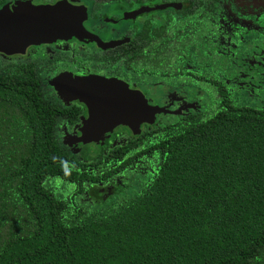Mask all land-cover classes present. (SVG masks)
Masks as SVG:
<instances>
[{
  "label": "trees",
  "instance_id": "trees-1",
  "mask_svg": "<svg viewBox=\"0 0 264 264\" xmlns=\"http://www.w3.org/2000/svg\"><path fill=\"white\" fill-rule=\"evenodd\" d=\"M69 1L87 6L89 22L112 1L166 4L124 27L120 45L85 50L74 61L107 77L139 79L140 88L198 89L204 105L82 146L68 138L83 112L54 96L46 83L52 64L4 61L0 264H264V105L244 97L259 78L250 81L231 64L255 45L226 28L238 6Z\"/></svg>",
  "mask_w": 264,
  "mask_h": 264
},
{
  "label": "water",
  "instance_id": "water-1",
  "mask_svg": "<svg viewBox=\"0 0 264 264\" xmlns=\"http://www.w3.org/2000/svg\"><path fill=\"white\" fill-rule=\"evenodd\" d=\"M167 5L141 7L131 14L162 10ZM85 7L58 0L53 4L31 5L28 1L13 2L0 8V55L20 54L29 45L92 38L83 26ZM103 49L117 46L119 42H99ZM50 84L64 103H80L85 110L81 125L73 131L74 141L81 145L97 144L107 133L119 125L137 131L142 123L151 125L154 115L163 110L146 103L138 90L129 89L123 82L87 75L76 77L61 74Z\"/></svg>",
  "mask_w": 264,
  "mask_h": 264
},
{
  "label": "flooded vegetation",
  "instance_id": "flooded-vegetation-1",
  "mask_svg": "<svg viewBox=\"0 0 264 264\" xmlns=\"http://www.w3.org/2000/svg\"><path fill=\"white\" fill-rule=\"evenodd\" d=\"M23 1H28L31 5H43V4H53L54 2H56L58 0H10V2L8 4H11L13 2H23ZM66 1H68L72 4L84 6L85 7V14H86V18H87V6L86 5H84L83 3L71 2L69 0H66ZM260 1L261 0H233L235 5L238 6V9H237L238 13H237V16H234L236 21L233 22L232 25L233 26L237 25L239 22L241 23L243 21V23H242L243 28L238 27L239 33H242V32L249 30L250 29V26H249L250 22L254 21V20H252V18H255V16H258L259 14H261L262 10L264 9V6H259ZM8 4H6V5H8ZM6 5H4V6H6ZM157 5L162 6V5H166V4H150V5L149 4H143V5L132 4L130 6L129 4L124 3L122 1H112L106 5V7H108V9L106 11H104V9L106 7L101 9V12L98 14V18H96V20H92L89 22L85 18V20L82 22V26H83L84 30L88 34H90L92 36V38H82V39L70 38L68 40H54L51 42L40 43L37 45H29V46L25 47L23 52L20 54L18 53V54H13L10 56L0 55V70L3 66L2 64L4 63V61L5 62H8V61H45V63H51L52 65L47 68L49 70L47 75H49V76L46 80V83L51 88V91L54 92L53 93L54 96L57 99H60L63 103H64V101L58 96V94L56 93V91L54 90L52 85L50 84V81L53 78H56L59 75L66 74V73L71 74V75L76 76V77L95 75V76L103 77L105 79H115L117 81L125 83L129 89L138 90L143 95L144 98L146 96L155 97L154 93H152V90L155 87L164 89L162 91V93L165 92V93L174 94V95L185 94L184 91H179L180 88L179 89L163 88V86L161 84H151V85L149 84L147 86H142V88H140L139 79L135 78V81L130 83V82H127V81H124L121 79L107 77V76H104V75L99 74V73L90 72V70H83V69H81V67H78L76 65V62L74 61V59L76 58V55L77 54H83L85 50H88V49L90 50V49H93L94 47H96L98 49H103V48L98 47L95 44V42H94L95 40L99 41V42H110V41L119 42L118 45H120L121 41H123V40H121L117 36V34H119L121 32V30H123L124 27L132 26L134 24H138L142 20L149 18L151 15H154V13L156 11H161V10L149 11L146 13L143 12L141 14L135 15L133 18L130 17L131 14H133V12L139 10L141 7L151 8V7H154ZM4 6H0V8H2ZM138 18H142L141 21L135 22ZM123 22H125V23H123ZM121 24H123L122 27H120L121 29L119 28V32L116 33V29L112 28V26L117 27V26H121ZM245 24H248V26H246ZM107 26H109L111 28L108 29V28H106ZM103 36H107V39L103 38ZM248 42H253L255 45H257L253 41V38L248 39ZM55 51L57 54H63V55H61L55 59L52 57V54ZM65 54L68 55L66 57L68 59V61L63 59L65 57ZM239 62L240 61L237 60V63H239ZM146 103H147V101H146ZM73 104L78 105L80 107V109L82 110L83 114L79 119V124H76L73 126L72 132L81 125V122H82V120H84L85 114H86L85 110L83 109V107L81 106L80 103H77V102H70L68 104L64 103V105H67V106H70ZM150 106H154V105H150ZM169 108L171 110V112H169V113L173 114V109L170 106H169ZM160 113H167V112L163 110V112H160ZM156 115L157 114L154 115V121L151 125L146 124V123H142L139 125L137 131L140 130L142 128V126H144V125L149 126V127L153 126L155 123V116ZM118 128L125 129L126 133H128V132L130 133L131 131H134V130H130L127 126H124V125H119V126L115 127L112 131H114ZM107 134H109V133H107ZM68 140H69V142H72L74 139L69 137ZM92 145H95V144H92Z\"/></svg>",
  "mask_w": 264,
  "mask_h": 264
},
{
  "label": "rangeland",
  "instance_id": "rangeland-1",
  "mask_svg": "<svg viewBox=\"0 0 264 264\" xmlns=\"http://www.w3.org/2000/svg\"><path fill=\"white\" fill-rule=\"evenodd\" d=\"M259 6H264V0H261L259 3ZM108 7L104 9L106 11ZM228 15V14H226ZM142 18H138L135 22L141 21ZM254 20L253 22H250V29L242 32L239 34V40L245 42L244 37H251L253 38V41L257 44L256 47H253L255 45L247 44V47H252L247 49L248 52H241L243 55L238 54L237 57H234V59H241L242 64L239 62L237 63V60H232L231 64H238L241 70H238V72L242 75H249L250 81L253 80V76H256L257 82H250L248 88V92L244 96L247 100V104L255 105L256 102H259L260 104L264 105V9L262 10L261 14L258 16H255V18H252ZM236 19L230 15L226 17V23H233ZM122 23V22H121ZM125 23V22H123ZM225 23V24H226ZM243 21L238 23L237 25L230 26L227 25L226 28L228 31H235L238 27H242ZM121 26L114 27L116 30H119ZM248 26V24H245ZM106 28L110 29L111 27L107 26ZM226 29V30H227ZM232 34V33H231ZM103 38L107 39V36H103ZM238 48L241 49L242 46L239 44ZM238 50V51H239ZM232 66V65H231ZM239 74V77L241 75ZM252 74V75H251ZM238 81L239 78H236ZM249 81V80H247ZM241 81H238V87L240 86ZM261 87V91H256L257 87ZM164 89L155 87L152 90V93H154L155 97H149L146 96L145 99L149 105H154L161 110L166 111L167 113H159L155 116V122L159 124H164L171 122L174 119L175 112H191L199 110L204 104L203 100H201L202 93H199L198 89L194 88H184L179 91H184L185 94L182 95H174V94H168V93H162ZM252 100V101H250ZM169 106L173 109V114H170L171 112Z\"/></svg>",
  "mask_w": 264,
  "mask_h": 264
}]
</instances>
